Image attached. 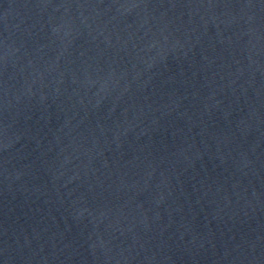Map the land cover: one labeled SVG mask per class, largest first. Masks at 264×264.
Here are the masks:
<instances>
[{
  "label": "water",
  "instance_id": "water-1",
  "mask_svg": "<svg viewBox=\"0 0 264 264\" xmlns=\"http://www.w3.org/2000/svg\"><path fill=\"white\" fill-rule=\"evenodd\" d=\"M0 264H264V0H0Z\"/></svg>",
  "mask_w": 264,
  "mask_h": 264
}]
</instances>
